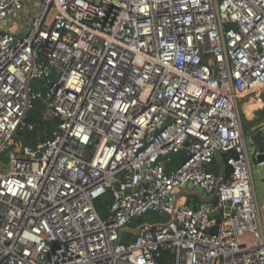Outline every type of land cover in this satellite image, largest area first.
I'll return each mask as SVG.
<instances>
[{
	"label": "built area",
	"instance_id": "built-area-1",
	"mask_svg": "<svg viewBox=\"0 0 264 264\" xmlns=\"http://www.w3.org/2000/svg\"><path fill=\"white\" fill-rule=\"evenodd\" d=\"M260 91L264 0H0V264H264Z\"/></svg>",
	"mask_w": 264,
	"mask_h": 264
},
{
	"label": "crops",
	"instance_id": "crops-1",
	"mask_svg": "<svg viewBox=\"0 0 264 264\" xmlns=\"http://www.w3.org/2000/svg\"><path fill=\"white\" fill-rule=\"evenodd\" d=\"M248 97H251L248 96ZM246 98L240 100L242 104L239 103V109H240V115L243 116L245 119V123L251 124L256 119V111L257 109L260 110L263 108L264 103L262 101H258L256 99V106L251 110L247 109V102ZM254 101V100H253ZM239 102V101H238ZM255 102V101H254ZM242 106V108H241ZM242 109V110H241ZM264 129V123L260 124L259 127H253L251 128V132L246 135L245 134V141L247 145V151L250 158V171L252 175V188L254 193V200H256L257 205L259 206L260 211H264V167L258 168L255 166V162L252 159V148L262 150L264 149V135H262V130ZM245 131V130H244ZM258 142L261 143V147L258 146ZM198 204L204 205L208 204L209 201H206L202 199L201 197H198Z\"/></svg>",
	"mask_w": 264,
	"mask_h": 264
},
{
	"label": "trees",
	"instance_id": "trees-1",
	"mask_svg": "<svg viewBox=\"0 0 264 264\" xmlns=\"http://www.w3.org/2000/svg\"><path fill=\"white\" fill-rule=\"evenodd\" d=\"M244 99V98H243ZM242 100V99H241ZM41 112H42V106L40 104H36L34 110L28 115V120L29 122H40L41 120ZM45 125V124H43ZM46 127H50V125L48 126L46 124ZM19 138L22 140V142L24 143L25 146L29 147L32 146L34 143V133L32 132H28V131H21L19 133ZM185 159L184 154L178 153V154H174L171 158V162L169 164H167L166 169L167 170H173L176 169L177 167L180 166V164L183 162V160ZM193 199L195 202L198 203V197L197 196H193ZM112 200V193L108 192L107 194H105L103 197H101L95 204H96V209L99 212L100 216L104 217L105 212H106V207L107 205L110 204V201ZM155 215L157 217V220L159 221H164L167 219L166 215H161V214H157V213H145L142 214L141 216L135 218L134 220H132V222L129 224V229H135L138 224L140 223H149L148 220L146 218H148L149 215ZM129 240V237L127 236V234H125L122 238V243H126ZM161 264H164L161 262Z\"/></svg>",
	"mask_w": 264,
	"mask_h": 264
},
{
	"label": "rangeland",
	"instance_id": "rangeland-1",
	"mask_svg": "<svg viewBox=\"0 0 264 264\" xmlns=\"http://www.w3.org/2000/svg\"><path fill=\"white\" fill-rule=\"evenodd\" d=\"M256 94L258 95V97H257V95H254V96H251V97H247L246 102H247L248 105H247V109L246 110H249V108H251V110L253 108H255L256 99H257V102L258 101L259 102L260 101L263 102V96H261V91L257 92ZM239 103H240V105L242 104V102L240 100H239ZM241 108H242V106H241ZM255 116H256V119L251 124L245 123V119L243 118V116H241L242 126L244 127V130H245L244 134L247 135L248 132L250 133L252 126L256 128V127H259L260 124L264 123V107L262 109H260V110L257 109ZM262 135H264V129L262 130ZM258 146H260V148H262L261 147V143H259V142H258ZM187 193L188 192L186 190H183L179 194V196L184 195V194L187 195ZM146 219L148 220L149 223H154V222L159 221V220H157V217L155 215H152V214L149 215L148 218H146Z\"/></svg>",
	"mask_w": 264,
	"mask_h": 264
},
{
	"label": "water",
	"instance_id": "water-1",
	"mask_svg": "<svg viewBox=\"0 0 264 264\" xmlns=\"http://www.w3.org/2000/svg\"><path fill=\"white\" fill-rule=\"evenodd\" d=\"M263 157H260V159H262ZM183 189H186V190H189V191H193L195 194H197L199 197H201L202 199H205L206 198V195L205 193L203 192V190L201 188H199L198 186H192L191 184H186L182 187V190ZM211 205L208 207L206 205H203L201 207H197V209H205V208H210L212 209L213 207L217 206L218 205V201H217V198L214 197L212 200H211ZM230 203H226V205L229 206ZM222 209L220 207L217 208V210L213 211L211 213V217L212 218H215L216 219V222L218 223L219 221V217H220V213H221ZM216 230H217V226L213 227L210 232L211 233H216Z\"/></svg>",
	"mask_w": 264,
	"mask_h": 264
}]
</instances>
